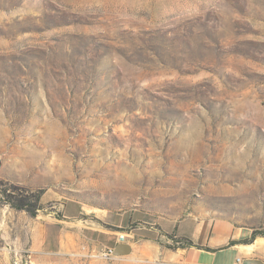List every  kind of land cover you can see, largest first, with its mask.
I'll return each mask as SVG.
<instances>
[{"label": "rangeland", "instance_id": "obj_1", "mask_svg": "<svg viewBox=\"0 0 264 264\" xmlns=\"http://www.w3.org/2000/svg\"><path fill=\"white\" fill-rule=\"evenodd\" d=\"M186 217L264 236V0H0V264H190Z\"/></svg>", "mask_w": 264, "mask_h": 264}, {"label": "crops", "instance_id": "obj_2", "mask_svg": "<svg viewBox=\"0 0 264 264\" xmlns=\"http://www.w3.org/2000/svg\"><path fill=\"white\" fill-rule=\"evenodd\" d=\"M83 213V206L66 202L63 205V218L69 220V226L62 229V241L78 243L92 242L100 250L111 248L117 243L114 230L123 223L114 217L106 218L109 228L83 224L78 217ZM172 234L191 242L185 247L176 248L173 258H184L190 264H235L240 258L245 264H264V237L251 238L252 229L237 226L228 220L186 217L173 224Z\"/></svg>", "mask_w": 264, "mask_h": 264}, {"label": "built area", "instance_id": "obj_3", "mask_svg": "<svg viewBox=\"0 0 264 264\" xmlns=\"http://www.w3.org/2000/svg\"><path fill=\"white\" fill-rule=\"evenodd\" d=\"M123 240H124V235L123 234H120L118 236V238H117V241L120 242V243H122ZM110 253H111V250H107L105 252H102V255L103 256H109ZM235 264H245V263H243V261L240 258H236Z\"/></svg>", "mask_w": 264, "mask_h": 264}, {"label": "trees", "instance_id": "obj_4", "mask_svg": "<svg viewBox=\"0 0 264 264\" xmlns=\"http://www.w3.org/2000/svg\"><path fill=\"white\" fill-rule=\"evenodd\" d=\"M255 236H262V235H259L257 232H255V231H253L252 232V236H251V238H249V239H246V240H244L243 241V243H248L253 237H255ZM262 237H264V236H262ZM177 239H179V240H181V241H184L185 243H187V244H191V242L190 241H188V240H186V239H184V238H177ZM183 247V246H182Z\"/></svg>", "mask_w": 264, "mask_h": 264}]
</instances>
